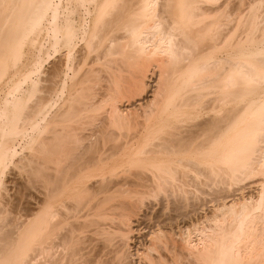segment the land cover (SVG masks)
<instances>
[{"label":"bare ground","instance_id":"obj_1","mask_svg":"<svg viewBox=\"0 0 264 264\" xmlns=\"http://www.w3.org/2000/svg\"><path fill=\"white\" fill-rule=\"evenodd\" d=\"M156 205L143 264H264V0H0V264H123Z\"/></svg>","mask_w":264,"mask_h":264},{"label":"rangeland","instance_id":"obj_2","mask_svg":"<svg viewBox=\"0 0 264 264\" xmlns=\"http://www.w3.org/2000/svg\"><path fill=\"white\" fill-rule=\"evenodd\" d=\"M46 66L48 67V63L46 64ZM148 92H149V90H148ZM151 95V92H150V94L149 93H147L146 94V96L147 97H151L150 96ZM134 103H136L137 104V106L136 107H138L139 105H138V103L137 102H134ZM140 104V103H139ZM126 106L128 107L129 106V104H126ZM12 177V178H11ZM10 178L11 179H13V178H15V177H13V176H11ZM252 184V185H251ZM254 183H251V182H245V183H243V185H241L240 186V188H239V186H236L234 189V192L232 193V190H230V195H228L227 197H226V195L227 194H225V195H221L222 197H217V196H215V195H212V197L214 196V199H216L215 201H217V198H218V202H217V206L215 205L216 204V202L214 203V202H212L213 201V198H211L210 196L211 195H209V196H207V197H205L207 200H209V204L207 205V207H204L203 209H200L197 213H196V215L194 216V219L195 220H197V222L196 223H199V221H201L200 219H204L203 220V222L205 221V218H206V216L209 214V215H213V210H215L213 207L215 206V208L216 207H218L219 205H221V204H224V203H230L231 201H233V200H238L239 198H240V196L242 197L243 195L244 196H250V195H253V194H256L257 193V184H255V185H253ZM244 186V187H243ZM239 188V190L236 192V190ZM241 188H242V190H241ZM246 196V197H247ZM216 197V198H215ZM219 198H221V199H219ZM222 198H223V201H224V199H225V201L224 202H222ZM203 200H205L204 198H203ZM227 200V201H226ZM207 202V201H206ZM220 202V203H219ZM214 203V204H213ZM158 207H159V209H160V206L159 205H156L155 206V208L154 209H152V211L151 210H145L146 211V215H147V217H144V216H142L141 215V217H139V219H135L134 220V225H133V228H134V231L135 232H133L132 234H131V239H130V241L128 242V245H123V243H119V245H120V247L122 246V247H124V248H122V250H124L123 251V253L125 254V251H126V254H125V257H126V259L127 260H125L124 262L125 263H123V264H143V262H141L140 260H139V254H141L142 253V249H143V247H142V245H143V243L146 241V234H147V232H148V230L150 229V227L155 223V221H154V219L153 220H151L154 216H155V214L156 213H152L153 211L154 212H157L159 209H158ZM151 211V212H150ZM153 214V215H152ZM152 215V216H151ZM205 216V217H204ZM152 217V218H151ZM144 219V220H143ZM198 219H199V221H198ZM149 220V221H148ZM152 221L154 222V223H152ZM140 223V224H139ZM151 223H152V225H151ZM201 223H202V221H201ZM176 228V227H175ZM174 228V229H175ZM175 230H178L177 228L175 229ZM175 232H177V231H175ZM95 244V243H94ZM118 245V244H117ZM119 247V248H120ZM85 251H88V250H85ZM85 251H84V253H85ZM95 251V250H94ZM109 250H105V249H101L99 252H98V249H97V252L95 251L94 253L96 254V253H99L98 255L99 256H97V257H95V258H93V260H96V261H94V263L95 262H97L98 261V259L101 261V263H103V264H106V262L107 263H110V260H112V259H109V258H112L113 256H112V253H110V255L108 254L109 252H108ZM141 251V252H140ZM106 252H108V253H106ZM106 253V254H105ZM101 255V256H100ZM105 255V256H104ZM106 255H107V257H106ZM109 256V257H108ZM112 256V257H111ZM105 258V259H104ZM102 260H104V261H102ZM106 260V261H105ZM127 261V262H126ZM96 264V263H95Z\"/></svg>","mask_w":264,"mask_h":264}]
</instances>
